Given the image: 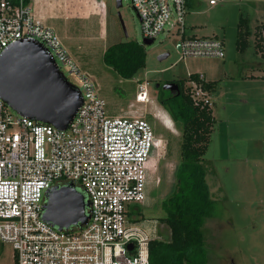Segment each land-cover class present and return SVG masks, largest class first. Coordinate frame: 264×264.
Listing matches in <instances>:
<instances>
[{
	"label": "built area",
	"instance_id": "2783aa9c",
	"mask_svg": "<svg viewBox=\"0 0 264 264\" xmlns=\"http://www.w3.org/2000/svg\"><path fill=\"white\" fill-rule=\"evenodd\" d=\"M130 3L142 38L154 40L165 26L176 27L183 57L223 58L220 39L184 35L186 0ZM23 39L40 42L59 69L66 67L64 76L82 101L59 129L19 115L0 96V243L11 245L12 264H150L148 243L159 226L140 224L136 213L146 199L151 151L159 140L153 124L133 114L108 115L96 82L79 69L55 30L24 0H0V54ZM195 75H188L185 91L194 106L211 107L206 81ZM146 86L138 84L136 102L149 101ZM69 183L89 201L88 219L58 229L42 219L45 193Z\"/></svg>",
	"mask_w": 264,
	"mask_h": 264
},
{
	"label": "rangeland",
	"instance_id": "374dc122",
	"mask_svg": "<svg viewBox=\"0 0 264 264\" xmlns=\"http://www.w3.org/2000/svg\"><path fill=\"white\" fill-rule=\"evenodd\" d=\"M58 1L60 5L65 2ZM34 6L31 0L32 10ZM104 7L107 17L100 12ZM57 15L60 18L47 15L43 22L58 28L75 60L87 63L98 93L106 102L108 115L142 116L154 126L159 140L151 151L153 165L148 171L151 184L146 186V199L137 205L136 213L142 225L155 221L158 227L165 215L162 201L176 188L174 169L180 151V126L157 102L155 83L186 79L191 73L215 82L210 95L215 121L202 156L214 200L213 213L202 225L206 264H264V78L248 76L264 75V65L250 67L263 62L259 54H253L252 45L242 52L235 48L239 18H247L252 30L264 20L263 2L219 0L210 5L208 0H189L184 15L185 35L217 34L223 40V58L183 57L175 48L180 37L176 27L165 26L150 44H142L139 20L130 0H121L119 7L115 0H66ZM100 23L107 32L102 40L97 37ZM113 30L117 33L115 37ZM112 39L114 43L134 40L144 46L145 65L132 78L118 76L103 62L102 53ZM60 70L68 75L66 67L61 66ZM145 81L149 101L138 103L135 93L138 84ZM165 120L172 124L171 128L165 126ZM11 253L9 243H0V264H12Z\"/></svg>",
	"mask_w": 264,
	"mask_h": 264
},
{
	"label": "trees",
	"instance_id": "16d2710c",
	"mask_svg": "<svg viewBox=\"0 0 264 264\" xmlns=\"http://www.w3.org/2000/svg\"><path fill=\"white\" fill-rule=\"evenodd\" d=\"M29 4L31 0H24ZM189 0H186V5ZM264 23L252 32L254 46L264 57L261 30ZM248 21L240 17L236 24L235 48L242 52L248 46ZM144 46L134 40L117 41L107 45L102 53L103 62L122 78H132L145 65ZM196 73L189 74L197 78ZM173 79L178 93L164 92L161 84L155 98L171 119L180 126L179 160L175 166V190L162 201L165 215L159 220V234L148 243L150 264H206L204 219L213 213V199L206 181L202 156L207 149L214 126L211 107L194 106L185 91V81ZM204 87L215 90V82L207 81Z\"/></svg>",
	"mask_w": 264,
	"mask_h": 264
},
{
	"label": "water",
	"instance_id": "95a60500",
	"mask_svg": "<svg viewBox=\"0 0 264 264\" xmlns=\"http://www.w3.org/2000/svg\"><path fill=\"white\" fill-rule=\"evenodd\" d=\"M115 5L119 7L121 0H115ZM152 41L142 38L141 43ZM175 48L180 51L179 39ZM158 86L156 82L155 87ZM162 88L179 92L175 82H165ZM0 96L19 115L59 129L67 127L82 101L80 90L68 81L47 49L34 39L19 40L0 54ZM88 205L89 201L72 183L53 186L45 193L42 219L58 229L82 225L88 219Z\"/></svg>",
	"mask_w": 264,
	"mask_h": 264
},
{
	"label": "crops",
	"instance_id": "0c3cea01",
	"mask_svg": "<svg viewBox=\"0 0 264 264\" xmlns=\"http://www.w3.org/2000/svg\"><path fill=\"white\" fill-rule=\"evenodd\" d=\"M32 1H34V4H35V6H34V8H33V10H32V8L30 7V3L28 4L29 5V8H30V10L32 11V13L37 17V18H39L40 20H42L43 21V19L44 18H46V16L47 15H52L53 16V18L56 16L57 18H60L59 17V15H57L58 13H59V9L61 8V7H63V5H64V3H66V0H65V2H62V4L60 5L59 4V1L58 0H32ZM260 1H262L263 2V5H264V0H260ZM58 11V12H57ZM44 12H47L48 14L47 15H44ZM101 12V14H107V8H105L104 7V11H100ZM39 16H44V17H39ZM106 17H107V15H106ZM42 18V19H41ZM52 19V18H51ZM56 19V18H55ZM247 19V18H246ZM247 21H248V19H247ZM62 23H63V21H62ZM260 23H264V20L263 21H259V22H257L255 25H254V27H253V29L252 30H250L249 29V26H248V29H249V31H250V36L248 37V45L250 44V45H252V47H253V51H254V53L253 54H259L260 55V57L263 59V62H259L258 64L257 63H255V64H253V65H251L250 67L252 68V66L253 67H257V68H262L263 67V65H264V57H262V55L256 50V48H255V46H254V37H253V34H252V32L254 31V29H255V26L256 25H258V24H260ZM47 25V24H46ZM48 26H51L54 30H55V32L58 34V36L60 37V39H61V41L63 40L62 39V36H60V33H59V30H58V28L57 27H53L52 25H48ZM66 34H67V32H65ZM66 34H64V37H67V35ZM112 34H114V37L115 36H117V33L115 32V30H113L112 31ZM107 35V32L105 31L104 32V29H103V23H100L99 24V33L97 34V37L100 39V40H102L105 36ZM184 35H185V31H184ZM189 36H197V35H195V33H191V35H189ZM202 37H216V38H218V39H220L219 37H218V35L217 34H212V35H201ZM260 36H261V40H260V43H261V46L264 48V29H262L261 30V33H260ZM96 37V36H95ZM108 37V36H107ZM200 37V36H199ZM177 40V39H176ZM221 40V42H222V44H223V40L222 39H220ZM110 42H112V43H114V39H112ZM252 42V43H251ZM62 43H63V41H62ZM111 44V43H110ZM109 43H106V46L107 45H110ZM63 45H64V43H63ZM65 46V45H64ZM66 47V46H65ZM224 48V47H223ZM66 49H67V47H66ZM67 51H68V53L70 54V56H71V58L73 59V61L76 63V65L79 67V69L80 70H82V71H84V72H86L87 74H89V70H88V67H87V63H85V62H83V61H80V60H78V59H74L73 58V56L71 55V52L67 49ZM72 53L74 54V52L72 51ZM78 60V61H77ZM251 64V63H250ZM255 67V68H256ZM261 70V69H260ZM90 75V74H89ZM250 78H258V77H260V78H264V75H255V74H250L249 73V75H248ZM206 81V80H205ZM207 82V81H206ZM214 91H210V93L212 94ZM144 103H146V102H144ZM212 104H213V102H212ZM211 109H212V106H211ZM129 113H132V110L130 111L129 110ZM212 116H213V113H212ZM214 117V116H213ZM215 119V118H214ZM149 184H151V181L148 183V185Z\"/></svg>",
	"mask_w": 264,
	"mask_h": 264
},
{
	"label": "bare ground",
	"instance_id": "6f19581e",
	"mask_svg": "<svg viewBox=\"0 0 264 264\" xmlns=\"http://www.w3.org/2000/svg\"><path fill=\"white\" fill-rule=\"evenodd\" d=\"M163 123L165 124V126L167 128H171L172 127V124H170L169 121H167V120H165Z\"/></svg>",
	"mask_w": 264,
	"mask_h": 264
},
{
	"label": "flooded vegetation",
	"instance_id": "af4514ba",
	"mask_svg": "<svg viewBox=\"0 0 264 264\" xmlns=\"http://www.w3.org/2000/svg\"><path fill=\"white\" fill-rule=\"evenodd\" d=\"M165 82H174V81H173V79H167V80H164L162 83H159V85L161 84V86H162V84ZM168 92H170V91L168 90Z\"/></svg>",
	"mask_w": 264,
	"mask_h": 264
}]
</instances>
